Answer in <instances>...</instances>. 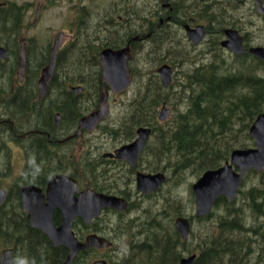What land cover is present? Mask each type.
I'll use <instances>...</instances> for the list:
<instances>
[{"label": "flooded vegetation", "instance_id": "flooded-vegetation-1", "mask_svg": "<svg viewBox=\"0 0 264 264\" xmlns=\"http://www.w3.org/2000/svg\"><path fill=\"white\" fill-rule=\"evenodd\" d=\"M259 47L264 48V0H0V264H124L128 226L161 197L168 174L150 167L160 166V149L154 147L149 160L144 156L149 141L160 144L151 127L128 125L143 118L134 97L111 114L108 101L117 94L101 80L104 50L129 48L130 87L137 81L144 93L143 76L150 73L161 83L162 66L171 70V86L192 90L186 76L195 70H223L233 60L254 66L251 51ZM51 59L41 96L38 82ZM103 91L107 117L92 130L79 129L98 109ZM140 127L151 133L132 165L117 152L136 140ZM157 173L166 176L162 185L138 190L139 174ZM85 190L123 199L128 207L103 209L89 222L74 216L70 231L77 243L96 235L111 245L78 248L71 256L75 243L55 244L31 225L29 215L50 218L59 229L65 194L72 210ZM121 240L124 248H118Z\"/></svg>", "mask_w": 264, "mask_h": 264}, {"label": "trees", "instance_id": "trees-1", "mask_svg": "<svg viewBox=\"0 0 264 264\" xmlns=\"http://www.w3.org/2000/svg\"><path fill=\"white\" fill-rule=\"evenodd\" d=\"M217 69H198L186 76L192 90L165 88L155 77L148 78L144 93L138 87L132 99L134 107L143 110V118L128 125L151 127L160 146L154 139L149 141L145 161L148 153L154 157V147L160 149V168L150 167L168 174L166 186L177 189L185 184L187 174L198 179L205 171L221 167L233 149L254 146L248 130L264 110V63L256 59L250 66L244 60H233L226 61L223 70ZM96 79H92L94 84ZM166 101L171 103L172 113L161 124L155 112ZM247 180H256L258 186L242 191ZM188 203H193L192 197ZM180 208L178 199L164 198L159 208L144 211L139 222L131 223L124 264H179L192 254H196L193 264H264V169L245 173L232 202L220 197L209 215L188 216L191 230L185 242L174 227L177 217H185Z\"/></svg>", "mask_w": 264, "mask_h": 264}, {"label": "water", "instance_id": "water-1", "mask_svg": "<svg viewBox=\"0 0 264 264\" xmlns=\"http://www.w3.org/2000/svg\"><path fill=\"white\" fill-rule=\"evenodd\" d=\"M4 50L0 49V52ZM238 52H241L239 50ZM256 57L264 62V48H253L251 51ZM129 48H124L119 51L106 49L101 53V63L103 67L102 82L109 85L113 93H120L126 90L130 83V74L127 69V59L130 58ZM20 72H22L25 56L24 49L20 50ZM115 60H120L121 63L116 65ZM54 67V59H51L49 65L44 69L41 78L38 82L39 94L44 95L49 79L51 77ZM161 81L164 86H167L171 81V71L167 66H162L158 69ZM76 91V89H74ZM107 92L103 91L99 98L98 109L90 115L84 117L79 125V129L92 130L102 118L107 117L108 109L106 105ZM170 111L167 104L164 103L159 112L158 119L165 121L168 119ZM151 130L149 128L140 127L137 129L135 141L131 144L122 147L117 156L128 161L134 165L138 155L149 137ZM249 135L253 139L255 146L250 149H235L230 153L229 160L223 166L215 170H208L204 172L192 184V193L195 202V216L204 217L209 215L215 202L221 197H225L228 202L236 197L239 187L241 185L244 174L249 170L261 172L264 167V111L259 114L251 127L249 128ZM234 167L237 170H234ZM165 181L163 173L154 175L139 174L137 176L138 190L147 193L162 185ZM64 201L61 203L63 209V223L61 228L55 229L51 223V219H36L32 212L29 215L30 223L33 227L41 228L55 244H72L73 246L70 255H74L78 248L85 249L90 246L104 247L110 246L111 243L103 237L96 235L88 236L85 243L79 244L75 241L72 232L70 231V224L72 218L76 215L82 216L86 222L91 218L99 215L101 210L113 208L118 211L126 210L128 204L125 200L115 198L112 196L96 193L92 190H85L80 194L79 199L76 200L72 210H70V202L68 195L65 194ZM175 228L180 238L185 241L190 232V223L186 218H177L175 220ZM77 245V248H75ZM196 254L184 257L179 264H193ZM71 260V257H69ZM65 264H70L69 261ZM94 264H104L103 262H96Z\"/></svg>", "mask_w": 264, "mask_h": 264}, {"label": "rangeland", "instance_id": "rangeland-1", "mask_svg": "<svg viewBox=\"0 0 264 264\" xmlns=\"http://www.w3.org/2000/svg\"><path fill=\"white\" fill-rule=\"evenodd\" d=\"M145 46H147L145 44ZM145 69L147 72L149 71H153V67L152 65H146L145 66ZM154 77V75L148 73V75H144L143 76V84L147 81L148 78H152ZM139 87V84L137 81L134 82V84L125 92L121 93V94H117V95H111L109 101H108V106L109 108H111V114H113V116L115 115V111L120 107V108H123L124 109V105H126L128 103V101L130 102L132 97H134L135 93H136V90L138 89ZM174 88V87H173ZM114 99L116 100L117 104L116 105H113V101ZM180 108L182 109L183 108V105L181 104L180 105ZM161 124H165V123H161ZM97 135V133L93 134L91 136V138H95V136ZM196 179L191 177L189 174H187L185 176V180L183 182H185V184L183 183V185L180 187V185L177 187V189H174V187L171 185L169 186H164L163 189H162V193L163 191L167 189V192L165 195L162 196V193H161V197L160 199L157 200L156 204L152 205L155 207V209L159 208L161 206V202H162V199L164 198H169V197H173L174 199H178L180 202H181V210L184 212L185 210V217H188L190 215L192 216H195V202H194V197L192 195V193L190 192V190L188 189V185L189 184H192ZM182 184V182H181ZM250 186H258V182L255 180L254 181H250V180H247L246 182V187L244 189H242V191H245L247 189L250 188ZM168 191H170V195L168 194ZM193 198V203L190 204L188 203L189 199L190 198ZM191 213V214H190ZM197 225V224H196ZM202 224H199V228H201ZM122 242L124 244H122ZM120 245H118V248H124V245H125V241L121 240L119 241ZM195 245V242H193L191 244V247Z\"/></svg>", "mask_w": 264, "mask_h": 264}, {"label": "bare ground", "instance_id": "bare-ground-1", "mask_svg": "<svg viewBox=\"0 0 264 264\" xmlns=\"http://www.w3.org/2000/svg\"><path fill=\"white\" fill-rule=\"evenodd\" d=\"M205 78H206V77H205ZM207 86H208V85H207ZM207 86H206V87H207ZM200 90H201V89H200ZM190 92H191V91H190ZM200 92H201V91H200ZM205 92H206V91H205ZM191 93H192V92H191ZM189 94H190V93H189ZM218 94H219V93H218ZM198 95H199V94H198ZM207 95H208V94H207ZM205 96H206V95H205ZM218 96H219V95H218ZM190 97H191V96H190ZM193 98H194V96H193ZM194 99H195V98H194ZM194 99H193V101H194ZM201 99H202V98H201ZM195 101H196V100H195ZM195 101H194V102H195ZM196 103H197V102H196ZM212 103H214V102H212ZM216 103H217V102H216ZM214 104H215V103H214ZM213 106H214V105H213ZM138 109H139V108H138ZM190 109H191V108H190ZM139 110H140V109H139ZM200 112H201V111H200ZM203 114H204V113H203ZM199 115H200V114H199ZM197 116H198V115H197ZM139 118H140V117H139ZM138 120H139V119H138ZM138 120H137V121H138ZM134 122H135V121H134ZM254 203H255V202H254ZM154 236H155V235H154ZM156 238H157V237H156ZM154 240H155V239H154ZM155 242H156V240H155ZM141 243H142V242H141ZM144 243H145V242H144ZM157 244H158V243H157ZM142 246H143V245H142ZM139 252H140V251H139Z\"/></svg>", "mask_w": 264, "mask_h": 264}]
</instances>
